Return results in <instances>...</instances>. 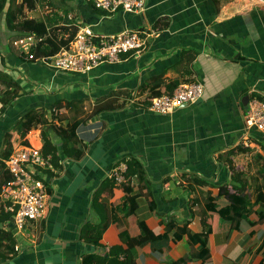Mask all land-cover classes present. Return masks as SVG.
I'll list each match as a JSON object with an SVG mask.
<instances>
[{
	"label": "crops",
	"instance_id": "crops-1",
	"mask_svg": "<svg viewBox=\"0 0 264 264\" xmlns=\"http://www.w3.org/2000/svg\"><path fill=\"white\" fill-rule=\"evenodd\" d=\"M66 4L70 8L67 23L48 28L44 43L36 41L46 51L55 53L83 25L100 34L123 30L150 34L138 54L127 53L88 73H71L27 59L25 53L34 37L28 45L11 43L17 34L0 18V66L25 92L0 114V146L3 133L26 112L43 110L48 122L23 134L16 131L11 148L19 144L36 147L49 156L52 165L42 171L47 193L44 215L26 221L21 231L9 223L19 249L12 257H0V264H81L83 255H103L118 244L112 223L102 232L100 245L84 241L80 232L86 224L99 223L101 216L109 217L111 206L122 201L121 184L97 192L109 169L120 160L132 157L141 163L155 203L151 210L147 198L135 191L136 210L125 224L130 236L140 233L139 220L153 233L162 232V216L179 222L190 218V229L200 230L199 217L190 213L189 199L201 201L202 192L210 191L217 196L218 207L224 206L228 201L219 195V186L242 179L250 185L264 164V137L247 132L243 121L245 97H264V0H145L141 13L119 10L111 14L86 0H66ZM46 9L37 3L26 15L43 16ZM186 67L190 76L185 75ZM160 76L164 93L175 80L199 81L202 96L171 113H156L149 109L148 100L151 93L161 90L151 82ZM188 77L191 80L185 81ZM108 97L119 106L92 114L94 104ZM50 121L56 127H71L76 143L64 148ZM78 149L82 150L79 157L75 155ZM184 173L208 184H192L193 189L187 191L181 185ZM202 204L191 208L195 211ZM256 217L254 213L236 229L228 221L213 218L210 257L203 264L264 260L263 248L256 253L251 246L254 240L256 245L264 240V222L254 223ZM190 249L185 237L171 241L159 257L152 256L150 246L145 245L136 250V261L173 264Z\"/></svg>",
	"mask_w": 264,
	"mask_h": 264
},
{
	"label": "trees",
	"instance_id": "trees-1",
	"mask_svg": "<svg viewBox=\"0 0 264 264\" xmlns=\"http://www.w3.org/2000/svg\"><path fill=\"white\" fill-rule=\"evenodd\" d=\"M86 1L93 4L92 0ZM37 3L41 5V7L45 6L49 11H46L43 16L37 15L31 18L28 17L26 15V10L35 8ZM69 10L70 8L66 4V0H21L19 3H17L16 0H0V18L3 17V21L8 30L17 34V37H15L11 43L25 36L34 37L35 42L31 45L28 53H25L26 58L31 60H35L42 55L54 54V52H49L41 48V45L45 42L44 39L47 36L48 28L52 27L54 24L67 23L66 17ZM70 38L71 36L66 39L64 45L68 43ZM38 39L44 41H42L40 45H37L36 41ZM29 54L32 55V58L28 57ZM190 74L191 72L187 68L185 70V75L190 76ZM189 80H191L190 77L185 79V81ZM151 82L154 84L153 88L161 86V90L151 93L148 101H151V99L157 95L170 94L180 83L177 80L173 81L170 85V90L164 93L162 92L161 76L153 77ZM24 94L25 92L18 82L0 66V114L4 112L16 98ZM118 106L119 104L114 103L113 97H108L102 101L96 102L91 109V113L94 114L104 110L116 109ZM51 119L54 118L52 117ZM41 122H48L43 110L31 109L25 113L16 125L3 133L0 146V190L2 185L10 179V175L5 169L4 160L12 150L11 140L14 133L16 131H22L23 134ZM50 122V126L54 128L61 137L64 148L67 147V144L73 145L76 143L71 133V127H56L52 121ZM81 154L82 150L78 149L75 155L79 157ZM125 160L127 169L123 173L124 181L121 183V189L124 192L122 201L111 206L109 217L101 216L99 223L86 224L82 227L80 232V238L84 241L92 245H100L102 232L112 223L117 229L120 241L118 244L111 246L109 251L103 255H98L97 253H87L83 255L81 264H138L136 261V250L138 248L149 245L152 256L159 257L164 248L168 246L171 241L175 242L182 237L186 238L191 249L185 256L174 261L173 264H187L193 260H198L203 264L210 257L208 236L212 230L211 224L213 218L216 217L228 221L231 228L234 229L239 226L241 221H250L254 213L257 215L254 223L264 222L263 164L257 171L259 178L255 177V179L251 177V182H256L248 185V181L242 179L239 183H234V180L232 183H225L219 186V195H224L228 201V204L224 206L218 207L216 203L217 196L212 195L210 191L202 192V207L195 209V211L192 210L191 205H199L201 201L199 198L189 199L191 201L189 207L190 213L192 217L195 214L199 217L200 230L190 229V218L179 222L174 221L168 216H162V232L157 234L153 233L145 221L139 220L138 225L140 227V233L136 236H130L125 224L126 220L130 218L136 210L138 193L147 198L151 210H154L155 203L153 199L150 198V180L141 163L132 157ZM182 177L184 179V184H181L182 182L179 184L187 191L193 189L192 184L198 186H205L208 184L205 180L194 174L184 173ZM186 183L190 185L188 186ZM115 184L113 178L107 177L97 192L101 193L106 187H112ZM247 187L250 188L249 192H246ZM136 190L138 193L135 192ZM256 205L261 206L263 209H255L254 207ZM9 223L10 214L4 212L0 208V257L9 258L15 253V238ZM170 233L172 235L171 238L169 237ZM251 246H253L252 249L258 253L262 248V250H264V240L258 245H256V241L254 240ZM258 264H264V260L261 258Z\"/></svg>",
	"mask_w": 264,
	"mask_h": 264
},
{
	"label": "built area",
	"instance_id": "built-area-1",
	"mask_svg": "<svg viewBox=\"0 0 264 264\" xmlns=\"http://www.w3.org/2000/svg\"><path fill=\"white\" fill-rule=\"evenodd\" d=\"M94 8L107 14L116 11L141 13L145 0H92ZM150 32V31H148ZM144 30H123L111 34L95 32L91 26L83 25L56 53L42 55L39 60L44 65L58 71L88 73L103 63H114L127 53H140L146 46L150 33ZM32 36L14 41V44L28 45ZM32 58V55H28ZM203 93L199 81L178 84L170 94L153 97L149 109L160 114L173 112L182 105L196 102ZM244 126L247 132L256 131L264 137V97L250 95L244 111ZM5 169L10 179L0 190V208L10 214L11 228L21 231L28 220H36L44 215L46 207V185L42 171L52 169L49 156L31 145L13 146L4 160ZM126 160H120L111 169L107 177L116 184L124 181ZM17 245L14 250H18Z\"/></svg>",
	"mask_w": 264,
	"mask_h": 264
},
{
	"label": "water",
	"instance_id": "water-1",
	"mask_svg": "<svg viewBox=\"0 0 264 264\" xmlns=\"http://www.w3.org/2000/svg\"><path fill=\"white\" fill-rule=\"evenodd\" d=\"M247 100H248V97H245V106H246Z\"/></svg>",
	"mask_w": 264,
	"mask_h": 264
}]
</instances>
